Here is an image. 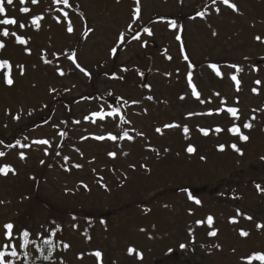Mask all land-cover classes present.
<instances>
[{
	"label": "rangeland",
	"instance_id": "374dc122",
	"mask_svg": "<svg viewBox=\"0 0 264 264\" xmlns=\"http://www.w3.org/2000/svg\"><path fill=\"white\" fill-rule=\"evenodd\" d=\"M202 1L140 0V20L128 30L135 0H69L70 7L55 0H39L37 5L30 0L7 5L5 0L7 17L29 26L0 25V33L7 27L31 39L20 46L15 38L0 36L7 45L0 58L13 62L15 81L12 87L0 81L3 136L10 137L20 121L29 122L30 108L48 103L54 106V113L45 124L25 133L22 144L29 147L7 148L0 143V151L6 153L0 157V166L7 163L16 170L15 174L0 175V242L4 241L2 226L15 222L19 210L30 215L29 226L32 224L36 236L45 234L46 223L56 217L65 219L64 239L69 247L66 250L63 242V250L52 264H101L91 255L97 250L103 254L102 264H249L253 253H264V228L258 227L264 224V63L253 65L254 60L264 62V0H229L238 11L217 2L207 8L203 18L195 11ZM22 7H29L31 13H22ZM61 8L69 13L67 19ZM37 14L44 17L39 31L31 26L32 16ZM170 17L182 28H171ZM4 18L0 14V19ZM68 20L73 33L66 31ZM144 27H150L153 35L144 33ZM136 31L140 39L132 40ZM120 32L125 40L117 47ZM144 41L147 46H142ZM25 47L31 49L30 55ZM112 47H117L115 55L110 52ZM73 51L76 62L91 77L69 59ZM185 53L193 61L229 62L220 66L222 84L213 83L205 67L203 81L192 75L189 84ZM42 57L52 63L45 64ZM233 63H240L243 70L237 72L230 67ZM16 64L25 66L23 76ZM57 68L65 75L60 76ZM150 70L147 85L141 88L140 75ZM233 74L241 81L240 91L230 79ZM256 80L261 83L256 85ZM192 85L200 93L199 99L193 95ZM253 87L259 94L251 91ZM66 100L75 103L68 107ZM112 107L122 112L103 120L92 116L96 111L110 112ZM228 107L239 109L238 120L226 111H216ZM17 115L19 120L14 119ZM253 115V128L244 129L243 123ZM121 116L127 123L120 122ZM69 118L67 135L64 130ZM233 122L249 136L247 142L226 133ZM166 124L180 127L164 128ZM185 125L190 126L188 135L194 133L193 142L201 148V155L185 156L187 145L178 138ZM217 127L223 129L219 138H207L209 133L217 135ZM156 128L162 131L156 132ZM200 128L208 130V135ZM124 131L134 139H121ZM109 133L118 139H94ZM41 139L50 144L34 143ZM232 143L248 148L250 158L230 153ZM213 144L217 148L225 145V154L215 151ZM113 151L115 158L108 155ZM21 152L25 160L20 159ZM75 164L83 167L77 169ZM187 186L203 190L193 194L201 200L200 205L188 199ZM79 209L88 217L96 216L92 246L85 235L87 225L80 217L75 220L69 215ZM208 215L214 218L211 226L206 222ZM198 220L205 223L197 224ZM241 229L249 235L241 236ZM213 230H217L216 236L208 234ZM13 242L19 245L20 239ZM130 247L135 252L129 253ZM17 251L21 255L19 247ZM23 263L19 256L16 264ZM251 264L264 262L253 260Z\"/></svg>",
	"mask_w": 264,
	"mask_h": 264
},
{
	"label": "snow or ice",
	"instance_id": "6c2138e0",
	"mask_svg": "<svg viewBox=\"0 0 264 264\" xmlns=\"http://www.w3.org/2000/svg\"><path fill=\"white\" fill-rule=\"evenodd\" d=\"M28 2H29V0H20L21 4H26ZM55 2L57 4H62L64 6H69L70 7L69 0H55ZM219 2L224 4V5H228L234 11H238L237 5L235 3H230L229 0H219ZM6 3H7V5H13L14 0H6ZM30 3L32 5H37L39 3V0H30ZM135 3H136V7L134 8V10L132 12V17H133L132 18V22L129 23L128 26H127L128 30H131L133 24H135L138 20H140V13H141L140 0H135ZM211 3L213 5H216L217 4V0H211ZM20 11L22 13H25V14L31 13V9L29 7H22V8H20ZM60 11L63 12L64 18L67 19L69 13L67 11H64L63 8H61ZM215 11H216V13H219L220 12V8L216 7ZM0 14H3L6 17L4 19H0V25H5V26H7V25H16V26H18V28H21V29L29 26L26 23L18 22L17 19L14 18V17H7V9L5 7V0H0ZM206 14H207L206 11H199V12L196 13L197 16H200L202 18L205 17ZM43 19H44L43 15H38V14L37 15H33L32 19H31V26H33L37 31H39L41 29V27H42L40 22ZM161 19H163V18H161ZM56 20H57V23L61 22L59 16L56 17ZM169 26L171 28H173V29H176L178 27L182 28V26H179L177 24L176 20H171ZM66 31L68 33H73V31H74L73 24H72L71 20L67 21ZM87 31L88 32H92L93 29L88 28ZM143 32L146 33L148 36H152L153 35L152 29L150 27H144L143 28ZM213 35H216V33L213 32ZM0 36H2V37H13V38H15V43L17 45H20V46L28 45V43H29V41L31 39L30 37L25 38V36L17 35V32H15V31L10 32L7 27L3 28L2 33H0ZM131 39L132 40H139L140 39V33L137 32L136 34L132 35ZM176 39L180 40L181 37L179 35H177ZM255 39L259 41L261 39V37L257 36V37H255ZM117 40H118V43H117V47H118L119 44H122L124 42V40H125L124 32H120L119 33ZM142 46H147V41H144ZM6 47H7V45L4 42V40L0 39V53H2L4 50H6ZM117 47H112L111 48L110 52H111L112 55L116 54ZM180 47H181V51H183V47H184L183 46V41H181ZM24 51L27 52L29 55L31 54V49L28 48V47H25ZM76 56H77V53L75 51H73L70 54L69 59L72 60V62L75 64V67L77 69H79V71L81 73H83L85 76L91 77V73L87 69L81 67V65L76 62ZM42 59H43V62L45 64H51L52 63L48 59H44L43 57H42ZM168 59H172V57L169 56ZM183 59L184 60H188V55L184 54ZM188 67L191 68L192 65L189 64ZM209 67L215 71L217 76H221L222 77V73H221L220 68H219V66L217 64H214V63L210 64ZM230 67L235 68L237 70V72L243 70L238 65H235V64L230 65ZM13 68H14L13 62L10 59H8V58H0V81H2L5 85H7L9 87L14 86V83H15L14 78H13V75H14ZM15 68L18 69L20 76H23L25 74V66L23 64H16ZM124 70L126 71L127 69H124ZM57 71L59 72L60 76H64L65 75V72L62 69L57 68ZM141 75H143V73H141ZM120 79H123V77H120ZM187 79H188L189 84H191L192 83V72L191 71H189L187 73ZM230 79L235 82L236 90L240 91V85H241L240 79H238L237 76L234 75V74L230 75ZM254 83L256 85H259L261 83V81L260 80H256V81H254ZM52 91H55V89H53ZM251 91L253 93L259 94L258 93V89L256 87H253L251 89ZM192 92H193V95H195L197 97V99H199L200 93L196 91L195 85H192ZM216 95L219 96L220 94L216 93ZM149 99H151V97H149ZM181 99H183V97H181ZM133 103H137V102L133 101ZM237 103H238V99H237ZM216 111H217V113L226 111L232 117L236 118L237 120L239 119V115H238L239 109L237 107H228L226 110L224 108H218V109H216ZM119 112H120V108L117 107V108H113L110 112H107V113H104L103 111L93 112L92 116L103 120V119H105L106 116L116 117ZM253 112H255V110H253ZM207 114L211 115L212 113L209 112ZM189 115H194V114L190 113ZM14 119L19 120L20 119L19 115L15 116ZM85 119H88V117H85ZM255 119H256V116L253 115L250 118V120H248V121L243 123V125H242L243 128L251 130L253 128V126H254L252 121H254ZM120 122L121 123H127V121L124 120L123 116L120 117ZM76 123H79V121H76ZM179 127H180V125H178V124H166V125H164V128H168V129L179 128ZM199 130H200L201 133H203L204 136L208 135V130H206L204 128H200ZM155 131L156 132H161L162 130L160 128H156ZM215 131L217 133H219V132L223 131V129H221L220 127H217L215 129ZM228 131L231 134H233L234 136H237L238 139L241 140V141L247 142L249 140V136L244 134V132L241 131V126L239 124H236L235 122H233L232 126L228 128ZM183 132L185 134H187L189 132V129H188V127L186 125L183 127ZM61 135H65V134L61 133ZM138 135H143V134L142 133H138ZM120 138L121 139L126 138L129 141L134 139L133 136L129 135L128 131H124L123 135ZM83 139H86V137H84ZM94 139L101 140V141L105 140V139L116 141L118 139V137H117V135H113L112 133H109L107 135V137L104 136V135H97V136L94 137ZM0 143H3V141H0ZM34 143H36L38 145H49L50 144L49 140H47V139L37 140V141H34ZM15 145H19L22 148L29 147V145H27V144H21V141L19 139H17L15 141ZM15 145H9V147H14ZM230 147L232 149H234L240 155H243L242 149H240L237 146L236 143H232L230 145ZM224 149H225V145H223V144L219 145V150L220 151H224ZM44 151H45V154L47 155L48 154V150L45 149ZM186 151L189 154H193V153H195L197 151V149H196V147L194 145L189 144L186 147ZM56 155L59 156L60 153L56 152ZM108 155L113 157V158H115L117 154H116V152L113 151V152H109ZM124 155H128V153H124ZM5 156H6V153L4 151H0V157H5ZM19 157H20L21 160H25L26 159V156H25V154L23 152L19 153ZM64 159L67 160L68 157H64ZM201 159L204 160L206 158L202 156ZM262 159H264V157H262ZM40 163L43 165L45 163V161L41 160ZM74 166L77 169L83 167L81 164H75ZM61 167L63 168L64 165H61ZM132 167H134V165ZM65 170H68V169H65ZM10 172L13 173V174L16 173L15 168L12 167L11 164L5 163V164H3V166H0V175L7 176ZM84 187L87 188V185H84ZM256 188L258 190H260L261 186L259 184H257ZM187 197H188L189 200L194 201V203L197 204V205H200L202 203L201 200H199L195 196H193V194L190 191L187 192ZM0 203H3V201H0ZM189 211L191 212V210H189ZM237 212H239V209H237ZM246 219L251 220L252 217L251 216H247ZM206 222H207V225L211 226L213 224V222H214L213 216L208 215L207 218H206ZM232 222L233 223L236 222L235 218L232 219ZM196 223L197 224H204L205 221L204 220H198V221H196ZM14 227H15V225L12 222H7V223H5L2 226V228L4 230L3 235H4V237H6V240H4L3 242H0V264H16L17 259L20 256V253L17 251V247L27 248L29 246V244H30V241H29L30 232L27 229L21 230V234H22V237H23V243L22 244L16 245V244H14L12 242ZM258 227L264 228V224L258 225ZM142 231H143V229H142ZM208 234L211 235V236H216L217 235V230L210 231ZM240 235L244 236V237H247L249 235V233L247 231H244L243 229H241L240 230ZM88 239H91V237H88ZM32 243H34V241ZM44 244L49 245L50 249H54L55 248V244L53 243V241L51 239L45 240ZM68 247H69V245H67V244L64 245L65 249H67ZM180 247L184 248L185 245H180ZM43 252H44V249L41 248V254L42 255H43ZM128 252L129 253H133V252H135V249L130 247L128 249ZM24 255L27 256L28 253L25 252ZM91 255L96 257L98 259V261H101V264H102V256H103V254H102L101 251L97 250L94 253H91ZM80 258H83V254H81ZM139 258L140 259L143 258V254L142 253L139 254ZM43 259L44 260H49V259H51V256L50 255H43ZM248 260H249V264H251V261H253V260H259L261 262H264V253H262V252L253 253L251 256L248 257ZM61 264H63L62 261H61Z\"/></svg>",
	"mask_w": 264,
	"mask_h": 264
},
{
	"label": "trees",
	"instance_id": "16d2710c",
	"mask_svg": "<svg viewBox=\"0 0 264 264\" xmlns=\"http://www.w3.org/2000/svg\"><path fill=\"white\" fill-rule=\"evenodd\" d=\"M217 2H219V0H217ZM210 5H213L211 3V0H203L196 7L195 11H196V13L199 11H206ZM177 18L180 19L181 17H177ZM158 19H161V18H158ZM169 19L172 20L171 17L168 18V20ZM141 27H142V25H141ZM134 30H133V32H134ZM185 54H187V53H185ZM186 61L188 64L192 65V67L190 68V71L192 72V75L198 76L199 81H203L202 70L205 68L208 69V76L210 75V80L213 83L222 84V82L224 81L223 76L222 77L217 76L215 71L213 69H211L209 67V65L214 63V64H217L220 68L221 65H225L226 63H228L225 59H222V60L221 59L220 60L219 59H217V60L206 59L205 61L203 60V61L199 62V61H193L188 55V60H186ZM257 61L258 60H254L253 65ZM237 65L241 69H243V66H241L240 63H238ZM181 92H182V90H181ZM180 96H181V94H180ZM64 102L69 107L73 103H75V100H73V101L72 100H69V101L66 100ZM113 105H115V103H113ZM111 106H112V104H111ZM112 108H114V107H112ZM29 111H31L30 114H28L29 122L24 123V122L20 121L19 125L13 129L10 137L4 138L3 127H0V141H3L2 144L5 145L7 148H16V147L18 148L19 145H15V141L17 139H19L21 141V144H22L24 142L25 137H26L25 133L29 132V130L36 128L38 125L45 124L51 118L52 114L54 113V106L51 107L50 104L45 103L41 107H38V109L30 108ZM121 112H122V110L120 109L119 113H121ZM71 121H72L71 118H69L66 125H65V130H64L65 134H67L69 132L68 128H70L69 125H70ZM4 126L6 128V125H4ZM187 127H188V129H190V126H187ZM226 133L231 134L229 131H227ZM179 134L180 135L178 136V138H180L184 143H186L187 146L189 144H191V145H194L197 149V151L193 154L187 153V151L185 149V153H186L185 156L187 158H189V156L192 157L194 155H199V154L201 155V148L197 147V145L193 142L194 133H190L188 135V134H185L183 132V130H181ZM212 136H214V137H212ZM212 136H211V133H209L207 138L208 137L213 138V139L219 138L218 133H217V135H216V133H212ZM240 142H244V141H240ZM9 145H15V146L9 147ZM187 146H185V148ZM213 147H214V144H213ZM19 148H21V147H19ZM214 148H215L214 150L217 151L218 153H221V155L225 154L224 151H220L219 148H217V147H214ZM239 148L242 149V151H243V155H241V157H243V158L245 157L246 159H249L250 153L247 150L248 148H245V147H239ZM230 153H232V154L236 153L237 155H239V153H237L231 147H230ZM223 159H227V158H223ZM262 161H263L262 166L264 167V159ZM165 173H163V175H165ZM168 184L171 185L170 183H168ZM184 189L188 190V186L185 187ZM28 194L31 195V193H28ZM231 199H233V198H231ZM17 213H18V216L16 217V221L12 222L15 225V227L13 229V240H12V242L15 240L16 237H18L20 239L19 245L22 244L23 243V237L21 234V230L27 229L30 232V236H29L30 244H29V246L27 248L19 247V249L21 250L20 257L24 258L23 264H52L53 261L57 260L56 256L58 254H60L63 250L62 243L63 242H66V244L68 243L67 240L64 239V232H65L64 230L66 228L65 219L60 218L61 219V221H60L58 219V217H56L55 221H52L51 223H46V225L49 224V227L45 230V232H46L45 234H42L40 236H36L35 233L33 232V230L30 228L32 226V224H31V226H29V223H31L30 222L31 220H30V215L27 213V211L21 212V211L17 210ZM69 215L71 217H73L75 220H77L80 217V219L82 220V223H84V225H87V229L85 231L86 238H88V237L93 238L94 218H96V216L90 215L91 217H88L89 214L84 213L83 211H81V209L77 210L76 212H70ZM52 218H54V217H52ZM56 219H58V220H56ZM3 239L6 240V237H4ZM47 239H51L53 241V243L55 244L54 249H50L49 245L44 244V241ZM33 241H34V243H32ZM89 241L90 242H88V243L92 246L93 240L91 241V239H90ZM41 248L44 249L43 255H50L51 259H49V260L43 259V255L41 254ZM25 252L28 253L27 256L24 255Z\"/></svg>",
	"mask_w": 264,
	"mask_h": 264
},
{
	"label": "water",
	"instance_id": "95a60500",
	"mask_svg": "<svg viewBox=\"0 0 264 264\" xmlns=\"http://www.w3.org/2000/svg\"><path fill=\"white\" fill-rule=\"evenodd\" d=\"M150 75H151V70L148 71V73L141 75V78H142V84L140 85L141 88L146 87L147 81H148V78L150 77Z\"/></svg>",
	"mask_w": 264,
	"mask_h": 264
}]
</instances>
